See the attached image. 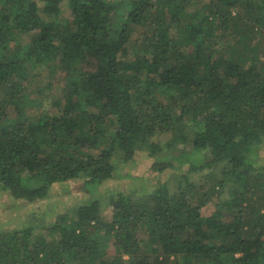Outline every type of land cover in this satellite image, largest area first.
<instances>
[{"label": "trees", "instance_id": "1", "mask_svg": "<svg viewBox=\"0 0 264 264\" xmlns=\"http://www.w3.org/2000/svg\"><path fill=\"white\" fill-rule=\"evenodd\" d=\"M140 151L156 173L187 164L175 188L0 229V264H264V0H0L14 208L70 181L101 194Z\"/></svg>", "mask_w": 264, "mask_h": 264}, {"label": "rangeland", "instance_id": "2", "mask_svg": "<svg viewBox=\"0 0 264 264\" xmlns=\"http://www.w3.org/2000/svg\"><path fill=\"white\" fill-rule=\"evenodd\" d=\"M26 41L27 39L24 37L21 38L20 42L24 43ZM56 97V91H52L50 98L53 99ZM45 105L48 107L49 103ZM167 137V134H159L153 137V140L163 144ZM261 155H264V151L261 152ZM117 158L118 155H116L115 159L117 173L119 175L124 174L130 176L122 178L117 177L112 181L110 180L100 188L101 194L98 193L85 197L78 189L73 190L71 194H64L66 189L78 187L79 181H70L62 186L54 185L47 199L24 204L18 209L13 206L16 201L9 199L7 194L0 189V229H12L19 226L21 227V224L23 226L32 224L34 226V233H43L44 229L54 219V214L51 213V210L58 212L63 209L65 212L70 213L76 206L86 202L88 199L96 197L105 202L104 198H106L111 191H116L119 187L127 189L132 196H138L142 192H148L162 181L168 183L169 187L173 189L181 180V174H184L187 170V164H185L179 169L168 168L160 173L153 172L151 170L152 158L148 157L144 151L137 153L134 160L128 163H121ZM211 210L212 206H209L205 210L206 214L210 213ZM32 214H35V216H32ZM101 214L104 219L110 218V207H102ZM36 218L37 221H35ZM107 253L113 254L112 248H109Z\"/></svg>", "mask_w": 264, "mask_h": 264}]
</instances>
